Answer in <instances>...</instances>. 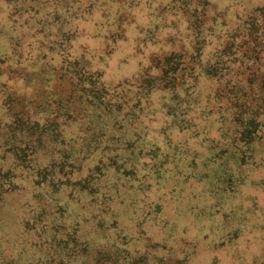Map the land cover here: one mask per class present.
I'll return each mask as SVG.
<instances>
[{"label": "rangeland", "instance_id": "rangeland-1", "mask_svg": "<svg viewBox=\"0 0 264 264\" xmlns=\"http://www.w3.org/2000/svg\"><path fill=\"white\" fill-rule=\"evenodd\" d=\"M263 3L0 0V264H264Z\"/></svg>", "mask_w": 264, "mask_h": 264}, {"label": "trees", "instance_id": "trees-1", "mask_svg": "<svg viewBox=\"0 0 264 264\" xmlns=\"http://www.w3.org/2000/svg\"><path fill=\"white\" fill-rule=\"evenodd\" d=\"M247 17L248 18L243 22V26H244L243 30L245 31V35H247V38H248L246 42L248 45H251L252 49L250 50L253 53L255 52V48L264 46V3L262 5L259 4L258 6L254 7L250 11ZM245 88H250L251 92L254 90H257L259 93L264 94V75L262 74L255 75V78L252 79V81H250V83L247 84ZM241 96L242 95H239L238 93H234V96L232 95L233 98H236L235 105L241 108L240 110L241 112L244 111V113H246L245 111L247 110L248 101L247 100L242 101ZM247 117H245L243 114H240L238 118H241L242 124H245V125L248 124L247 123L248 121L256 125L260 123V121L257 120L256 117H249V118ZM35 123L37 124V127H38V123L37 122ZM21 125L22 123L18 124V126H21ZM30 156H31V153L25 152V150H21L19 154L15 153V159L18 161L19 166L34 169V167L36 166H35V163L33 162V159ZM12 171L13 169L10 168L9 170H7V172L3 174L0 173V192H2V189L4 187H7V190L11 189V186H12L11 184L13 183L11 181ZM36 177H38V179L40 178L44 182L48 181V178L45 179L43 174L39 172L36 174ZM71 238H72V235L68 236L66 241L68 242L69 240H71ZM72 247L74 248V246ZM140 261H143V260L139 258L138 260H135L132 263L136 264V262L138 263ZM144 264H151V263L146 261Z\"/></svg>", "mask_w": 264, "mask_h": 264}]
</instances>
